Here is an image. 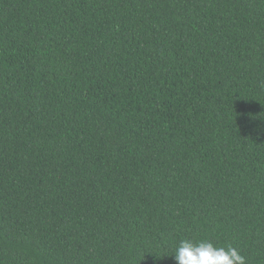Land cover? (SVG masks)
<instances>
[{
	"label": "trees",
	"instance_id": "1",
	"mask_svg": "<svg viewBox=\"0 0 264 264\" xmlns=\"http://www.w3.org/2000/svg\"><path fill=\"white\" fill-rule=\"evenodd\" d=\"M264 264V0H0V264Z\"/></svg>",
	"mask_w": 264,
	"mask_h": 264
},
{
	"label": "clouds",
	"instance_id": "2",
	"mask_svg": "<svg viewBox=\"0 0 264 264\" xmlns=\"http://www.w3.org/2000/svg\"><path fill=\"white\" fill-rule=\"evenodd\" d=\"M169 256L173 264H247L232 244L218 245L207 239H180Z\"/></svg>",
	"mask_w": 264,
	"mask_h": 264
}]
</instances>
